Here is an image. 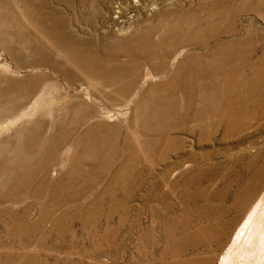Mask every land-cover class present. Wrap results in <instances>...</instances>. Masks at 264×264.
Listing matches in <instances>:
<instances>
[{
  "label": "rangeland",
  "instance_id": "obj_1",
  "mask_svg": "<svg viewBox=\"0 0 264 264\" xmlns=\"http://www.w3.org/2000/svg\"><path fill=\"white\" fill-rule=\"evenodd\" d=\"M262 137L264 0H0V264H264Z\"/></svg>",
  "mask_w": 264,
  "mask_h": 264
},
{
  "label": "bare ground",
  "instance_id": "obj_2",
  "mask_svg": "<svg viewBox=\"0 0 264 264\" xmlns=\"http://www.w3.org/2000/svg\"><path fill=\"white\" fill-rule=\"evenodd\" d=\"M231 115L234 116V113H231ZM188 119H189V117H188ZM233 119H235V118L233 117ZM233 122H235V121H233ZM261 148H264V137H262L261 140L258 139V141L253 142L248 149H250L252 154H254L253 153L254 149L259 150ZM263 236H264V192L261 195V197L257 200V202L254 204L252 209L250 210L246 220L242 224V228L240 229L239 233L237 234V238L233 241H235V243H237V244L240 242L241 245H243V246H241V248L242 247L245 248V247H248L250 245L251 246H259L260 253H264ZM263 256H264V254H263ZM232 259H233V256L228 254V255L224 256V259L222 260V264H230Z\"/></svg>",
  "mask_w": 264,
  "mask_h": 264
}]
</instances>
